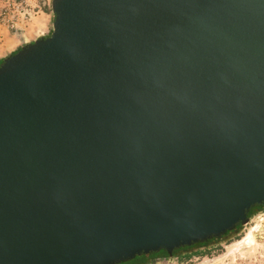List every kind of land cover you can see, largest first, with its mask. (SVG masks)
Wrapping results in <instances>:
<instances>
[{
    "label": "water",
    "instance_id": "obj_1",
    "mask_svg": "<svg viewBox=\"0 0 264 264\" xmlns=\"http://www.w3.org/2000/svg\"><path fill=\"white\" fill-rule=\"evenodd\" d=\"M0 64V264H121L264 207V0H52Z\"/></svg>",
    "mask_w": 264,
    "mask_h": 264
},
{
    "label": "rangeland",
    "instance_id": "obj_2",
    "mask_svg": "<svg viewBox=\"0 0 264 264\" xmlns=\"http://www.w3.org/2000/svg\"><path fill=\"white\" fill-rule=\"evenodd\" d=\"M53 22L52 0H0V60L26 44L49 36ZM250 230L253 240L245 238ZM202 251L205 256H194L187 261L170 257L150 264H264V226L259 227L255 215L239 235Z\"/></svg>",
    "mask_w": 264,
    "mask_h": 264
},
{
    "label": "trees",
    "instance_id": "obj_3",
    "mask_svg": "<svg viewBox=\"0 0 264 264\" xmlns=\"http://www.w3.org/2000/svg\"><path fill=\"white\" fill-rule=\"evenodd\" d=\"M20 49L21 48H19L17 51L13 52L12 54L17 53ZM12 54H10V55H12ZM3 60L4 59L0 60V64L3 62ZM262 211H264V207H262V206L253 207L249 213V218L251 219L252 217H254L255 215H257L258 213H260ZM242 228H244V226L238 225L234 230L227 232L221 238H212L206 242H200V243L194 244L192 246L182 247V248L176 250L172 257H178V259H180V261L183 262V261H187V260L192 259V257H194V256H197V257L205 256V252L202 251L204 248H207L211 245H216V244L231 240L232 238L239 235ZM169 258H170V256L168 255L167 252L160 251L157 253L142 255V256H139L132 261L121 263V264H150L152 262H156V261L161 260V259H169Z\"/></svg>",
    "mask_w": 264,
    "mask_h": 264
},
{
    "label": "built area",
    "instance_id": "obj_4",
    "mask_svg": "<svg viewBox=\"0 0 264 264\" xmlns=\"http://www.w3.org/2000/svg\"><path fill=\"white\" fill-rule=\"evenodd\" d=\"M256 218H257L258 221H259V227L264 226V211L258 213V214L256 215Z\"/></svg>",
    "mask_w": 264,
    "mask_h": 264
},
{
    "label": "bare ground",
    "instance_id": "obj_5",
    "mask_svg": "<svg viewBox=\"0 0 264 264\" xmlns=\"http://www.w3.org/2000/svg\"><path fill=\"white\" fill-rule=\"evenodd\" d=\"M247 240L250 239V240H253L254 239V234H253V230H250L248 233H247V236L245 237Z\"/></svg>",
    "mask_w": 264,
    "mask_h": 264
},
{
    "label": "crops",
    "instance_id": "obj_6",
    "mask_svg": "<svg viewBox=\"0 0 264 264\" xmlns=\"http://www.w3.org/2000/svg\"><path fill=\"white\" fill-rule=\"evenodd\" d=\"M21 48V47H20ZM12 54V53H11ZM5 58V57H4Z\"/></svg>",
    "mask_w": 264,
    "mask_h": 264
}]
</instances>
